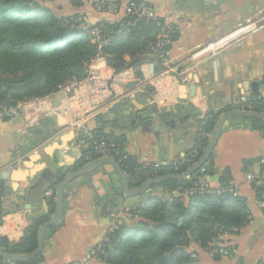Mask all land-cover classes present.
Returning <instances> with one entry per match:
<instances>
[{"label":"crops","instance_id":"0c3cea01","mask_svg":"<svg viewBox=\"0 0 264 264\" xmlns=\"http://www.w3.org/2000/svg\"><path fill=\"white\" fill-rule=\"evenodd\" d=\"M111 1L116 6L112 15L91 7L87 0L78 9L87 16L89 25L103 20L120 22L132 0ZM143 1L174 34L168 49L171 72L150 74L143 64L142 76L136 78L131 69L114 71L107 63L100 65L101 77L113 84L114 93L107 107L94 110L96 101L90 99L88 87L80 89L78 96L84 97V105L79 129L70 127L68 119L57 112L37 117L28 111L27 115L0 118V173H7L6 178H0L4 181L5 211L0 238L19 243L30 220L48 213L57 184L79 168L91 148L90 141L99 134L122 138L124 152L138 164L176 167L194 150L199 121L207 112L246 109L251 101L264 99V28L233 41L212 57L187 59L208 41L259 17L264 12V0ZM124 59L128 61L127 56ZM133 81L138 85L128 89ZM60 99L59 95L45 97L44 110H56ZM180 107L183 110L177 118L187 117L180 126L176 118L175 129L165 124L172 116H157ZM232 118L224 124L213 149V168L218 181L227 171L229 180L238 183V196L246 202L249 221L238 236L223 237L224 248L234 247L230 256L214 260L205 249L195 250L203 264H264V203L244 180L248 172L264 174V135ZM132 120L135 123L131 124ZM116 176L111 167L100 166L68 184L59 227L45 241L40 264L82 261L86 252L105 238L122 210L146 196L167 197L165 190L157 187L143 196L115 202L111 186L121 187Z\"/></svg>","mask_w":264,"mask_h":264},{"label":"trees","instance_id":"16d2710c","mask_svg":"<svg viewBox=\"0 0 264 264\" xmlns=\"http://www.w3.org/2000/svg\"><path fill=\"white\" fill-rule=\"evenodd\" d=\"M69 2L73 7L81 8L85 0ZM76 18L59 16L37 0H0V104L14 106L18 102L49 97L59 86L73 79H84L86 66L98 53L97 45L91 41L90 31L93 28H98L107 40L101 49L107 65L114 71L131 69L136 78H141L140 67L153 60L150 55L160 32L154 21L141 19L130 25L133 19L126 16L120 22L103 20L82 29L75 23ZM173 39L174 34H171V42ZM169 47L170 44L163 50L168 51ZM125 56L128 61L124 59ZM228 110L209 111L200 119L194 150L187 154L185 163L180 166L138 164L124 152L122 138L99 134L90 141L91 148L87 149L79 167L98 158L92 144L95 140L104 139L116 145L119 153L115 159L131 189L154 177L183 173L200 158L219 116ZM246 110L264 114V99L251 101ZM233 118L250 124L264 135V121ZM213 174L215 170L211 155L188 178L165 181L153 187L163 188L167 197L146 196L127 211L122 210L117 218L119 224L105 235L103 253L98 255L100 261L89 264H203L198 259L196 247L205 249L214 260H219L223 237L238 236L249 221V211L242 197L228 192L230 180L227 171L208 191L185 193L196 189L195 186L200 185L204 176ZM117 181L120 183L118 178ZM111 187L115 202L124 198L121 187H113V184ZM263 190L255 193L264 203L259 193ZM3 197L4 181L0 179V226L5 214ZM53 210L54 202L46 215L33 217L19 243H9L1 237L0 245L4 251L9 255L34 251L39 227L49 219ZM58 227L59 222L48 228L45 241ZM225 250L231 253L234 247L227 246ZM42 253L27 262L9 263L0 258V264H40L43 261Z\"/></svg>","mask_w":264,"mask_h":264},{"label":"built area","instance_id":"2783aa9c","mask_svg":"<svg viewBox=\"0 0 264 264\" xmlns=\"http://www.w3.org/2000/svg\"><path fill=\"white\" fill-rule=\"evenodd\" d=\"M87 2L91 7H95V9H97L98 11L106 12L111 15L116 13V6L111 0H87ZM126 16L130 19H133V22L130 25H133L137 20L146 19L154 21L155 25L160 29L157 41L152 47V54L150 55L153 60L151 62L145 63V65L143 66L145 71H147V66L149 64L157 63V65L161 68V72H171L173 70L172 60H170L169 58L168 51L163 49L165 46L171 43L172 33L170 27L166 26L163 22V18L158 16L153 8L143 0L130 1L127 7ZM75 23H77L78 27L82 29L87 28V26L89 25L87 23L86 15L77 16ZM263 28L264 12L261 13L259 17H253L250 21L238 25L229 33L208 41L203 46L197 48L193 53H191L187 59L195 61L198 59H203L205 57H212L233 41H236L243 36L256 33ZM90 35L92 43H95L97 45L98 53L86 66V77L84 79L80 81L73 79L57 88L56 92L53 95H59L61 99L60 104L56 110L51 109L45 111L43 106L44 98H35L23 102H18L14 106L0 104V118H12L19 114L27 115L28 111H33L35 113L34 116L37 117L43 116L44 114H54L55 112H57L68 119L67 121L70 127H72L73 129H79L83 122L79 119V115L80 111L83 109L84 103L82 99L84 97L80 99L78 94L80 89L84 86L88 87L90 94L92 95V98L90 99L96 101V103L93 105L94 110H96V108L107 107L114 93L113 84L102 79L101 70L99 69L100 65L106 64V58L101 53V49L104 45L107 44V40L101 35L98 28L91 29ZM92 149L94 150L98 158H112L116 160L115 157H117L119 153L114 143L107 142L104 139L95 140L92 144ZM244 180L245 183L254 190V192L260 189H264V174L248 172L245 174ZM238 186L239 185L235 180H230L228 192H230L233 196H237L239 188ZM195 187L196 189H191L189 191H186L185 193L191 194L194 191H208L209 189L213 188V184H211L209 181L201 180L200 185H196ZM259 193L261 199L264 200V190L260 191ZM127 210L128 209H126V211ZM117 224H119V220L115 218V221L111 225L109 231H112ZM103 241L104 239L97 245L91 247L84 255L82 261L74 264H89L93 262H99L100 259L98 258V255L103 253ZM231 253L225 250L223 246H221L219 250V254L222 257H228L231 255Z\"/></svg>","mask_w":264,"mask_h":264},{"label":"water","instance_id":"95a60500","mask_svg":"<svg viewBox=\"0 0 264 264\" xmlns=\"http://www.w3.org/2000/svg\"><path fill=\"white\" fill-rule=\"evenodd\" d=\"M148 70L150 74L153 73H159L161 72V68L157 65V63H152L148 65ZM138 85V81H133L128 83L127 87L128 89H132ZM183 110V107H180L177 110H171V111H163L160 114H156L158 117L164 118V117H171L169 123H165L166 125H170L171 129L177 128L176 124V118L178 115L181 114ZM196 115V114H195ZM194 116V115H192ZM187 117V114L184 115V118ZM232 117H239V118H245V119H256L260 121H264V114L262 113H256L254 111H247V110H240V109H231L226 112H223L214 127V130L208 135V143L200 156V158L193 163L186 171L179 174H167L163 176L154 177L152 179H149L145 183H143L141 186L131 189L129 186L128 179L123 172L120 164L112 159V158H97L95 160H92L88 162L87 164L79 167L78 169L64 175L60 182L57 184L55 189V200H54V210L49 217L47 221H45L43 224L40 225L38 230V236H37V247L34 251L31 253H27L24 255H9L7 254L4 249L0 245V258L9 262V263H15V262H27L32 259H35L39 254L43 252L44 249V243H45V234L49 227L55 225L60 220L62 214H63V199H64V191L65 188L70 184L73 180L85 175L90 170L100 167V166H109L112 168V170L116 173L118 179L121 183V188L124 193L125 198H134V197H140L149 192L153 187L156 185H159L162 182L165 181H181L189 176H191L193 173H195L197 170H199L211 157L213 149L223 131L224 124ZM183 117L177 118L178 125H182ZM141 118L139 117L138 120ZM131 124L135 123V121H131ZM7 173H0V178H6ZM202 181H209L212 184H215L218 182V175L215 174L213 176H206L201 179ZM105 210V205L102 206L101 212L103 213Z\"/></svg>","mask_w":264,"mask_h":264},{"label":"rangeland","instance_id":"374dc122","mask_svg":"<svg viewBox=\"0 0 264 264\" xmlns=\"http://www.w3.org/2000/svg\"><path fill=\"white\" fill-rule=\"evenodd\" d=\"M37 2L43 7L52 10L54 13H56L59 16L77 17L79 15H85L84 13H81V9L73 7L69 2V0H37Z\"/></svg>","mask_w":264,"mask_h":264}]
</instances>
